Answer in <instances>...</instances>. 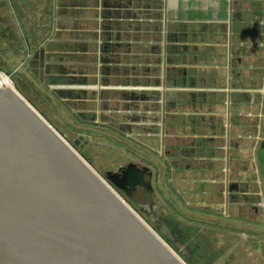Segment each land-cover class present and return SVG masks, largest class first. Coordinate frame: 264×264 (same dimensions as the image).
Returning <instances> with one entry per match:
<instances>
[{
    "label": "crops",
    "instance_id": "1",
    "mask_svg": "<svg viewBox=\"0 0 264 264\" xmlns=\"http://www.w3.org/2000/svg\"><path fill=\"white\" fill-rule=\"evenodd\" d=\"M5 2L21 70L41 43L49 90L144 138L132 155L225 248L218 264H264V0Z\"/></svg>",
    "mask_w": 264,
    "mask_h": 264
},
{
    "label": "water",
    "instance_id": "2",
    "mask_svg": "<svg viewBox=\"0 0 264 264\" xmlns=\"http://www.w3.org/2000/svg\"><path fill=\"white\" fill-rule=\"evenodd\" d=\"M45 51L41 43L32 46L22 75L57 105ZM61 115L75 125L65 109ZM154 178L136 163L101 178L0 82V264H185L114 190L151 195Z\"/></svg>",
    "mask_w": 264,
    "mask_h": 264
},
{
    "label": "rangeland",
    "instance_id": "3",
    "mask_svg": "<svg viewBox=\"0 0 264 264\" xmlns=\"http://www.w3.org/2000/svg\"><path fill=\"white\" fill-rule=\"evenodd\" d=\"M8 12L7 3L5 0H0V73L6 75L12 81L14 88L19 94L82 156L101 178H105L106 172L114 171L130 163L131 159L135 160L132 154L127 153L126 143L124 145L121 141L125 140L129 144L139 146L140 144H146L144 138L141 137V141L139 139L135 140L133 137L130 139L126 137L127 134H125L124 138L121 135L122 133L112 131V129L110 133L116 135L120 140L115 138L109 139V136L97 134L95 136L91 135L93 143L84 149L74 145L73 141L81 133L69 128V125L62 118L58 109L53 107L51 99L41 94L26 77L24 78L21 75V65H17L16 54L25 47V44H23L21 39L22 35L17 21L15 23L14 16ZM12 50L16 54L11 53ZM26 64L27 60L22 65L25 67ZM44 86L46 87V84ZM52 87L51 85V89H53ZM57 94L60 98H63L62 96L65 95V92L59 90ZM65 107L64 103L60 106L61 109ZM72 112L77 113L80 111L73 108ZM111 116L109 119L111 123L108 122L106 124L113 126L112 123L117 120V117L116 115ZM114 190L185 264H218L217 260L225 256V248L216 245L213 250H210L213 246L208 234L204 233L200 237H197L198 220L191 213L185 214L173 200L168 199L166 202L155 193L152 207L143 204L138 205L129 201L126 196L115 188ZM163 230L171 238H174L173 240L179 238L180 241L177 240L172 243L163 235ZM179 245L181 246L180 248L177 247ZM184 248L188 250L186 254L183 251Z\"/></svg>",
    "mask_w": 264,
    "mask_h": 264
},
{
    "label": "flooded vegetation",
    "instance_id": "4",
    "mask_svg": "<svg viewBox=\"0 0 264 264\" xmlns=\"http://www.w3.org/2000/svg\"><path fill=\"white\" fill-rule=\"evenodd\" d=\"M52 96L54 97V99H55V101L57 103V105H55V103L51 99L52 105H53V107H55L56 109H58V111L60 112V115H61V108H60V106H62L63 103H61L60 102V99L57 98V96L54 95L53 93H52ZM64 109H66L67 113L69 114L70 119H72L74 121V123H75V125H72L69 121H67L66 119H64L62 117L66 121V123L69 125V128L75 129V130H77V131H79L81 133L77 137V139H75L73 141L74 145L77 146V147H79V148H81V149H84L86 146L88 147V146H90L93 143V141H92L93 139H92L91 135H94L95 136V135L98 134V135H103V136H109L110 137L109 139H114L115 138V139L120 140L118 137H116V135H114L113 133H110L111 129H112V131L114 130L116 132L122 133L121 135L124 138H125V134H128L126 127L124 125H120L118 123V121H114L112 123L114 127L111 126L110 124H104L103 126L102 125H97L95 123V121L94 122H87L85 120L86 118H85V115L83 113H80V112L73 113L71 107L68 106V105ZM79 127H81V128H79ZM89 128L96 130V132L95 131H90ZM130 139H132V138H130ZM77 142H79V143L77 144ZM121 143H123V144L126 143V145H127L126 146L127 147V149H126L127 150V153L128 154H132L133 150L131 149V147L129 145V142L128 141L126 142L125 140H122ZM139 154H137V155L140 158H138L137 160L131 159V162L130 163H136L139 166H146V167L151 168L150 165L148 163H146V159H148L149 157L144 156L142 154L139 155ZM156 159H157V157H155V156H154V159L153 158L152 159L150 158V160H156ZM126 165H124V166H126ZM119 168L116 169V170H114V171H112V172H117L119 170ZM118 191L121 192L124 196H126V198L129 201H131L133 203H136L138 205L139 204L149 205L150 207H152V205H153V198H154V195H155V191L151 195H144L143 197H140L139 195H133V196L131 195V197H129L124 191H122V190H118ZM165 237L168 240H170L172 243L176 242L177 240L180 241L179 238L177 240L176 239L173 240V239H170V237L168 238L167 235ZM185 250L186 249L184 248L183 251L186 254L188 250H186V251Z\"/></svg>",
    "mask_w": 264,
    "mask_h": 264
},
{
    "label": "bare ground",
    "instance_id": "5",
    "mask_svg": "<svg viewBox=\"0 0 264 264\" xmlns=\"http://www.w3.org/2000/svg\"><path fill=\"white\" fill-rule=\"evenodd\" d=\"M0 82L2 88H12L15 89L13 86L12 81L4 74L0 73Z\"/></svg>",
    "mask_w": 264,
    "mask_h": 264
},
{
    "label": "built area",
    "instance_id": "6",
    "mask_svg": "<svg viewBox=\"0 0 264 264\" xmlns=\"http://www.w3.org/2000/svg\"><path fill=\"white\" fill-rule=\"evenodd\" d=\"M126 137L131 138V137H133V135H131V134L129 133V134L126 135Z\"/></svg>",
    "mask_w": 264,
    "mask_h": 264
}]
</instances>
